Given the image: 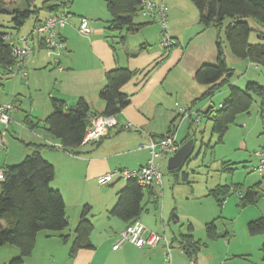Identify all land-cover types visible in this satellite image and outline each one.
<instances>
[{"label":"crops","instance_id":"0c3cea01","mask_svg":"<svg viewBox=\"0 0 264 264\" xmlns=\"http://www.w3.org/2000/svg\"><path fill=\"white\" fill-rule=\"evenodd\" d=\"M151 1L157 5H163L166 33L178 42L177 46L167 52L159 47L163 30L157 20L152 21L143 16L144 19L136 20V16V23H146L138 31L127 33L124 30L119 32L108 30L110 17L102 0H78L82 11L79 14H72L77 17L75 23L68 26L69 28L65 26L58 30L63 47L60 51L55 50V53L52 52L51 55L47 53V57L50 59L55 56L58 58L52 59L53 62L47 59L42 67L50 69L52 79V84L48 89V101L42 108L45 117L36 119V121L30 120L35 126L32 129L29 128L34 134L32 137L39 139V143L31 144L30 141L29 144L39 145L38 152L42 158L53 165L55 175L50 185L56 186L61 193L65 203V214L69 222L71 220L72 223L68 233L64 232L66 229L57 233L46 231L37 233L33 251L30 256L23 259V264H139L138 260L133 263L124 262V259L130 258L132 254L148 258L153 264L152 257L160 258L165 252L163 245L151 249L148 247L136 248L128 243L118 250H112L117 235L124 230L128 223L110 216L109 210L113 202L117 201L118 192L123 188L126 180L115 178L116 181L123 180L122 183L112 189L111 196L97 202L80 195L76 196L75 201L73 203L71 201L70 204L71 215L69 205L64 197V192L72 191L71 193H73L76 192L77 187L79 190V187L83 186L84 188L89 182L97 183L99 176L116 169H135L145 165L149 159V153L147 149H139V145L148 144L150 140L167 134L171 122L178 117L179 109L188 108L189 104L191 105L206 90V86L198 84L194 80V73L204 64H215L218 30L213 27L206 29L201 27L198 22V10L190 0ZM0 3L2 9L7 10L2 0ZM69 4L70 11L73 1L69 0ZM49 15L47 13L45 18ZM81 18L86 19L92 29V33L88 36H83L77 31ZM222 35L221 32L219 41L223 42L226 58L228 45L226 46L227 43L223 40ZM119 38H125L124 42L119 43ZM34 43L32 52L26 59L28 64H34L36 58L32 57V54L35 50H46L41 48L39 43ZM243 61L251 64L248 60ZM117 67L134 71L135 76L121 88V92L128 95L129 104L115 117L116 125L96 143L82 144L72 151L61 149L59 140L44 129V120L52 111L50 99L52 97L60 99L71 106L83 98L89 106L90 114H100L104 109V103L99 99V92L105 84V73ZM253 67L258 68V66ZM35 68L39 69V65H36ZM231 84L234 83L231 82ZM218 92L221 93L219 108L228 94V87ZM178 99L184 107L178 106L177 103L172 104V100ZM199 105L200 107L198 106L197 109L194 107L196 104L192 106L189 110L190 116L183 118L180 122L186 121V119L193 121L197 114L203 116L202 113L213 104L211 101L203 103V105L200 102ZM40 129L44 132L37 131ZM88 144L91 146L86 147ZM178 144L180 146L183 143ZM3 150H5V154H3L0 170L5 166L18 164L9 163L11 161L9 159L12 157L6 151V147ZM107 185L98 186L103 188ZM152 197L148 196L147 201L149 202ZM84 204L91 206V213L88 215L91 223V218L96 214L93 208L101 214L100 217L106 219L103 226L106 227L103 235L105 237L101 240L92 239L95 228L92 223L93 230L89 238L93 248L81 249L71 256L69 251L75 238L74 229ZM146 206L147 203L143 199L140 220L144 212H149ZM118 221H121L122 224ZM119 227L122 229L115 233L114 237L106 236L109 234L106 232L107 229L113 231ZM62 234L67 236L65 241L60 237ZM170 248L172 250L171 245ZM18 255L19 251L16 247L3 245L0 247V264H7ZM193 263L190 262V264ZM163 264L166 263L163 262Z\"/></svg>","mask_w":264,"mask_h":264},{"label":"rangeland","instance_id":"374dc122","mask_svg":"<svg viewBox=\"0 0 264 264\" xmlns=\"http://www.w3.org/2000/svg\"><path fill=\"white\" fill-rule=\"evenodd\" d=\"M72 1L67 27L77 20V17L72 14H79L82 11L78 0ZM2 2L7 10L39 9L37 15L32 13L17 30L13 29L15 27L12 15L0 12V32L10 33L13 38L29 36L36 19L42 20L47 14L41 9L44 0H2ZM143 17L139 14L136 20H142ZM248 22L255 28L251 31L248 42L250 44L264 43V38L258 37L257 28L259 27L255 21L248 19ZM36 37L37 34H34L35 39ZM222 38H224L223 35ZM52 52L54 51L50 49L35 50L32 54V57L36 58L34 64H28L25 59L20 65L18 64L20 68L18 65L14 66L11 72L10 69L0 67V104H11L14 108L9 113L11 122L4 138V147L12 157L9 163H21L33 152L34 148L31 144L39 143V139L32 137L34 134L29 129L28 120L36 121L45 117L42 108L48 101V89L52 79L50 69L42 67L47 59L53 62L52 59L58 58V56L51 59L47 57V53L51 55ZM225 59L229 67L233 69L231 82L238 88L244 89L248 82H257L264 87V67L259 66L255 69L254 65L247 61L235 59L228 46ZM36 65H39V69L35 68ZM23 73H26L25 78ZM226 88L227 86H223L220 91ZM220 94L216 92L210 99L200 100V102L203 105L212 101V107L218 109ZM251 96L253 102L248 112L237 115L234 124L229 126L224 135L222 143H217L216 136L211 134L212 122L201 114L198 115L199 123L189 119L180 122L181 120L176 117L174 123L176 129L173 133L177 142L180 143L188 137V140H193V150L177 172L167 170L169 157L159 161L158 171L161 174L162 185L152 186L154 196L149 202L147 201L149 195L146 190L144 191V202L147 203L146 209L149 212L143 213L142 223L147 230L165 236L172 246L170 253L164 250L160 258L152 257L153 264H163V262L190 264L191 261L196 264H264L261 250L264 234L251 236L247 230L249 221L264 218V174H260L255 169L259 161L256 152H264V100L255 94ZM200 102L195 103V109L200 107ZM175 103L184 107L179 99L172 100V104ZM37 131L44 132L41 129ZM30 141L31 144H29ZM90 146L88 144L86 147ZM3 154L5 150L0 154V165L4 158ZM183 173L186 174V181L182 179ZM122 181L114 179L103 188L95 182H89L84 188L81 186L82 188L79 187L77 190V187L76 192H64L70 215L72 213L70 204L71 201L72 203L75 201L76 196L80 195L97 202L111 196L112 189ZM50 188L57 190L54 185H50ZM218 188L223 189L224 192L216 191ZM249 189L257 192L255 202L241 207L240 198L244 197ZM116 202L112 205L114 206ZM93 211L96 214L91 218L95 226L92 239L101 240L105 237L103 235L106 227L103 226L106 219L100 217L101 214L94 208ZM118 222L121 223V221ZM71 223V220L70 222L68 220V226L64 232L68 233ZM211 224L214 225L216 233L213 239L208 237L206 230ZM121 229V227L113 231L107 229L106 232L109 234L106 236L114 237L115 233L120 232ZM188 234L192 236L199 248L196 254H191V257L181 250L183 246L181 238ZM136 260L139 264H151L150 259L138 257L136 254L124 259V262L133 263Z\"/></svg>","mask_w":264,"mask_h":264},{"label":"trees","instance_id":"16d2710c","mask_svg":"<svg viewBox=\"0 0 264 264\" xmlns=\"http://www.w3.org/2000/svg\"><path fill=\"white\" fill-rule=\"evenodd\" d=\"M102 1L105 3L106 11L110 17L108 30L117 32L124 30L127 33H133L146 24L135 22V17L141 14L142 0ZM190 1L198 10V22L201 27L203 29L213 27L218 30L219 36H217L216 42L217 59L215 64H204L194 73V80L198 84L206 86V90L186 109L188 116H190L189 110L197 101L208 99L223 86H227L228 94L221 106L216 110L209 107L202 113L212 122L211 134L216 136L217 143H222L224 135L229 126L234 124L237 115L248 112L253 102L251 95L255 94L264 100V87L257 82H248L244 89L231 84L233 69L227 65L223 42L219 41L220 34L223 32L224 41L233 57L248 60L258 67H264V43L250 44L248 42L251 31L255 29L249 24L248 19L255 21L259 27L257 28L258 37L264 38V0ZM69 6V0H44L41 9L49 14L63 11L70 15ZM38 10L35 8L7 11L2 9L0 3V12L12 15L15 27L13 29L15 30L20 28L32 13L37 15ZM44 20L36 19V24H40ZM7 34L0 32V67L10 69L11 72L17 61L12 57L11 49L4 40V36ZM119 39V43H123L125 38ZM171 40L172 44L162 50L167 52L178 45L175 39L171 38ZM110 44L112 45V43ZM133 76H135L134 71L123 67H117L105 73V84L99 92V99L104 103V109L100 114H90L89 106L83 98L69 106L64 101L52 97L50 99L52 111L44 120V129L52 137L59 140L61 149L72 151L78 148L83 144V137L90 116L116 117L129 104V97L121 92V88ZM178 117L182 120V113L179 112ZM175 119L171 122L167 134L175 131ZM194 119L193 122H195ZM28 123L30 129L35 127L30 120ZM187 140L188 137L181 143ZM33 148V152L27 155L21 163L2 168L4 179L0 180V247L11 245L19 251V255L7 264H23V259L30 256L33 251L37 233L41 231L62 232L68 226L63 197L58 190L50 188V182L55 175L54 167L42 158L38 152L39 145L33 144ZM177 171L179 169L170 172ZM182 179L186 181L185 173H183ZM145 190L149 196H154L152 188H144L136 180L127 179L123 188L118 192V200L109 210V215L128 224L139 219L143 210L142 202ZM216 191L224 192L223 189L219 188ZM256 196L255 190H247L244 197L240 198V206L245 207L247 204L254 203ZM90 211V205L84 204L74 229L75 238L69 251L71 256L81 249L93 248L89 238L93 230V225L88 219ZM214 229L213 224L206 228L207 235L211 239L216 237ZM247 230L251 236L264 234V218L249 221ZM60 237L63 241L67 238L63 234ZM181 240L183 243L182 250L189 257L198 252L199 248L190 234L182 236ZM261 250L264 261V244Z\"/></svg>","mask_w":264,"mask_h":264},{"label":"built area","instance_id":"2783aa9c","mask_svg":"<svg viewBox=\"0 0 264 264\" xmlns=\"http://www.w3.org/2000/svg\"><path fill=\"white\" fill-rule=\"evenodd\" d=\"M142 16L149 20H157L161 25L163 33L160 38L159 46L161 49L168 48L172 44L171 38L166 33V22L164 7L162 4L157 5L151 0L141 1ZM69 14L65 12L50 14L42 23L36 24L33 27L32 33L29 36H17L13 38L10 34L4 36L5 42L11 49L12 57L20 65L25 59L29 57L32 52V45L34 42L39 43L44 49L53 51H60L63 43L58 37V30L67 26ZM77 31L83 36H88L92 33V29L86 19L79 20ZM34 34H37L36 39ZM18 65V67H19ZM255 67L257 65L254 64ZM20 68V67H19ZM26 73H23V78ZM14 110L11 104H0V153L4 149V137L7 133L8 126L11 122L9 113ZM179 112L182 113L183 118L189 114L186 107L180 108ZM195 122L199 123L200 119L196 115ZM116 125L114 116H101L93 115L89 117V124L86 127L83 144L93 143L99 141L106 135L109 129ZM179 147L176 136L173 133L167 134L164 137L150 140L148 144L139 145V149H147L149 159L147 163L135 169H116L113 172L99 176L97 184L100 186L107 185L115 178L119 179H133L144 188H152V186L160 187L162 185L161 174L158 171L159 161L165 160L170 157ZM258 157V165L255 168L260 174H264V152H256ZM4 179V172L0 170V180ZM131 244L136 248L148 247L151 249L156 248L158 245H163L167 253H170L171 248L165 236L147 230L145 225L140 219L133 220L127 224L124 230L117 235L115 244L112 250L120 249L124 244Z\"/></svg>","mask_w":264,"mask_h":264},{"label":"water","instance_id":"95a60500","mask_svg":"<svg viewBox=\"0 0 264 264\" xmlns=\"http://www.w3.org/2000/svg\"><path fill=\"white\" fill-rule=\"evenodd\" d=\"M193 150V140H187L168 158L167 170L173 171L181 168L184 161L190 156Z\"/></svg>","mask_w":264,"mask_h":264}]
</instances>
